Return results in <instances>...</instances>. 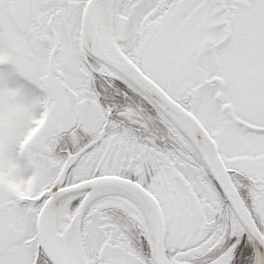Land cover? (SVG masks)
Listing matches in <instances>:
<instances>
[{
	"label": "snow or ice",
	"instance_id": "1",
	"mask_svg": "<svg viewBox=\"0 0 264 264\" xmlns=\"http://www.w3.org/2000/svg\"><path fill=\"white\" fill-rule=\"evenodd\" d=\"M0 264H264V0H0Z\"/></svg>",
	"mask_w": 264,
	"mask_h": 264
}]
</instances>
